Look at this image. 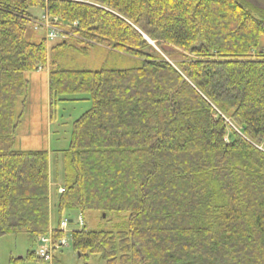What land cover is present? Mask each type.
Instances as JSON below:
<instances>
[{
    "label": "trees",
    "instance_id": "16d2710c",
    "mask_svg": "<svg viewBox=\"0 0 264 264\" xmlns=\"http://www.w3.org/2000/svg\"><path fill=\"white\" fill-rule=\"evenodd\" d=\"M90 1L0 0V237L34 242L51 230L57 240L64 212H126L125 230H72L73 250L105 264H264V10L245 0ZM34 8L70 25L80 49L103 44L140 65L48 62L52 47L28 36ZM47 62L49 107L91 102L51 166L48 151L13 147L23 74Z\"/></svg>",
    "mask_w": 264,
    "mask_h": 264
},
{
    "label": "rangeland",
    "instance_id": "374dc122",
    "mask_svg": "<svg viewBox=\"0 0 264 264\" xmlns=\"http://www.w3.org/2000/svg\"><path fill=\"white\" fill-rule=\"evenodd\" d=\"M255 7V6H254ZM31 12L39 17L41 11L34 8ZM28 32L29 39L37 41L44 37L42 29L35 27ZM69 35V34H68ZM63 37L59 36L48 48L52 47L49 53V60L56 61L57 65L73 68L98 69L106 68H131L140 65V59L113 50L103 44L94 43L88 50L80 49L83 44L77 39L63 41L65 45L59 43ZM149 42V41H148ZM166 59L164 50L156 46L151 40L149 42ZM264 51V41L261 43ZM111 48V49H110ZM168 50V48H165ZM49 51V50H48ZM167 60H169L167 58ZM47 70L42 67L39 70L27 71L23 75L28 81L26 100L23 106L17 104V112L21 113L19 123L15 129L14 149L22 150H46L52 162L61 160V152L67 148L71 136L72 123L91 107V102L87 100L76 101H56L51 107L47 100ZM81 97V96H80ZM86 97V96H82ZM61 165V164H60ZM56 199V195L51 190V200ZM54 202V201H53ZM80 214V213H79ZM77 212L69 213V217L64 212L62 217L70 219L63 238L66 245L57 249H52L49 253L50 260L44 261L41 258L25 259V264H105V261L97 255L87 254L80 256L71 246L70 232L85 227L93 231L117 232L126 229L127 213L117 212L107 216L97 211H86L82 217L84 226L78 224ZM62 218V219H63ZM58 225V214L55 209L51 210L50 228L56 229ZM42 242L36 240L32 242L26 235H5L0 237V264H8L10 257H26L28 251L37 252Z\"/></svg>",
    "mask_w": 264,
    "mask_h": 264
},
{
    "label": "built area",
    "instance_id": "2783aa9c",
    "mask_svg": "<svg viewBox=\"0 0 264 264\" xmlns=\"http://www.w3.org/2000/svg\"><path fill=\"white\" fill-rule=\"evenodd\" d=\"M90 4H95L90 0H79ZM96 5V4H95ZM35 27L42 28L45 32V37L47 40L51 41L56 39L59 36L71 35L66 28L69 26L65 25L63 22H60L56 17H50L45 11L41 14L40 18L35 21ZM75 25V24H73ZM79 223L82 224V218L78 217ZM66 227V220L62 221L60 228L64 230ZM43 245L39 248L37 254L39 257L44 258L45 260L49 259V249L65 245V239L61 238L58 241H54L50 235L43 236L41 238Z\"/></svg>",
    "mask_w": 264,
    "mask_h": 264
},
{
    "label": "water",
    "instance_id": "95a60500",
    "mask_svg": "<svg viewBox=\"0 0 264 264\" xmlns=\"http://www.w3.org/2000/svg\"><path fill=\"white\" fill-rule=\"evenodd\" d=\"M247 2H249L250 4H252L253 6L264 10V0H245ZM146 39L150 42V40L146 37ZM103 217L105 216V214L102 215Z\"/></svg>",
    "mask_w": 264,
    "mask_h": 264
},
{
    "label": "crops",
    "instance_id": "0c3cea01",
    "mask_svg": "<svg viewBox=\"0 0 264 264\" xmlns=\"http://www.w3.org/2000/svg\"><path fill=\"white\" fill-rule=\"evenodd\" d=\"M47 100H48V103H49V97H48V70H47ZM49 154V152H48ZM49 163H50V166H51V160H50V157H49ZM52 182H50V191H49V198H50V201H51V190H52ZM51 229V228H50Z\"/></svg>",
    "mask_w": 264,
    "mask_h": 264
}]
</instances>
